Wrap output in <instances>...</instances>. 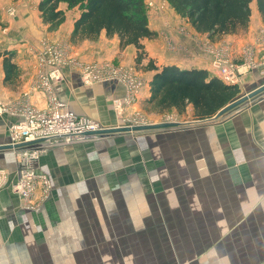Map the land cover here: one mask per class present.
<instances>
[{
  "label": "crops",
  "instance_id": "obj_1",
  "mask_svg": "<svg viewBox=\"0 0 264 264\" xmlns=\"http://www.w3.org/2000/svg\"><path fill=\"white\" fill-rule=\"evenodd\" d=\"M155 3V7L148 11V25L157 35L153 39L142 40L148 58L153 59L158 68L165 64H174L181 69H206L211 75L219 77L210 65L212 56L209 49L206 52V48L197 46L194 37L186 36L184 40L177 34L178 30L174 28L176 23L181 20L188 23L171 7L163 10L157 1ZM37 5L24 0H11L4 6L0 4V51L13 50V61L19 68L18 81L6 85L0 59V99L5 103L17 102L27 94L30 104L36 107L45 105L43 93L32 87L38 72L34 52L39 50L46 39V33L41 28L45 24H39L42 22ZM250 10L246 31L227 34L218 40V46L224 48L235 61L246 58L245 46L254 40L257 45L256 55L262 53V39H258L256 31L263 26V21L255 0L250 3ZM73 23L68 34L64 32L68 42ZM103 38L112 41L110 49L97 56L84 53L88 47L87 42L100 41ZM20 43L21 48L11 47ZM69 44L75 47L80 45L75 53L68 46L70 55L80 60H114L117 53H121L120 62H117L134 65L136 48L128 45L120 49L117 36L107 38L101 33L96 40ZM139 71L146 78V83L144 82L135 102L128 107L129 111L138 109L149 96V80L154 71ZM62 74L54 84V90L57 98L66 103L69 109L97 120L104 127L120 124L121 119L114 110L112 100L123 94L121 86L115 83L84 86L77 72L71 68H64ZM263 78V69L239 70V83L248 86V90L261 85ZM185 113L193 116L192 106H188ZM243 117L248 121L250 130H245L246 142L237 143L234 147V155L238 153L236 156L239 157L218 160L214 164L216 169L211 170L213 162H209L203 154V158H199L198 152L194 153V158L188 161L185 174L179 178H169L167 185L158 189V203L154 212L150 213L154 216L143 221L141 218L137 220V217H133L134 221H131L128 217L126 222L119 223L121 237L130 238L108 240L113 242V248L107 252L108 256L100 255L97 262L103 258L109 260L111 257L113 260L140 259L138 252L147 253V248L140 246L153 243L155 256L145 258V262L149 264H264V98L253 103ZM16 119L17 117L7 112L0 113V145L10 144L9 128ZM131 133L96 136L85 142L49 148L33 162V167L48 174L52 182L51 194L37 212L48 205L56 196L57 190L76 187L86 178H96L94 174L98 173L100 161L88 159L87 156L84 160L87 147L92 142ZM15 149L0 150V170L6 174L5 179L0 182V229L3 227L1 223H14L25 215L35 213L21 207L20 198L11 187L17 177L18 168ZM81 164L91 170L88 173L81 171ZM219 168L222 169L220 174ZM73 171L82 172V175L74 177ZM145 189L143 188V195L146 193ZM138 214L148 215V212ZM148 228L155 230V237L151 240L141 238V231ZM134 235L138 237L134 239ZM107 246L109 247L108 244ZM133 247L136 249L135 254L132 252Z\"/></svg>",
  "mask_w": 264,
  "mask_h": 264
},
{
  "label": "rangeland",
  "instance_id": "obj_2",
  "mask_svg": "<svg viewBox=\"0 0 264 264\" xmlns=\"http://www.w3.org/2000/svg\"><path fill=\"white\" fill-rule=\"evenodd\" d=\"M10 1L0 0V4L4 6ZM24 1L29 4H38L40 0ZM156 1L163 10L170 7L166 0H145L147 18L149 9L155 7L153 3ZM61 8L65 13V20L62 24L55 29L47 25L41 27L43 23H39V27L43 28L46 33V42L66 44L73 48L75 53L80 45L71 46L65 36L80 14L81 8L70 9L64 4ZM262 23L263 26L256 31L258 39L264 37V21ZM174 28L180 32L177 31V34L184 40L186 36L194 37L195 44L200 48H206V52L209 49L211 56L223 57L235 66L245 61L243 58L239 61L232 60L228 52L218 46L219 39L211 40L208 35L197 34L183 20L176 23ZM254 41L245 46V51L252 52L253 61H260L264 56V48L260 55H256L257 45ZM87 44L88 47L84 53L97 56L110 49L113 43L103 38L100 41L87 42ZM11 47L21 48L22 44H15ZM120 54L117 53L114 60L96 58L86 61L78 59L75 55L74 58L78 64L97 62L129 68L146 83L142 72H138L133 64L119 63ZM237 84L240 85L241 93L235 100L246 96L251 91L242 82H237ZM263 98L264 93L244 102L232 112L217 119L213 117L205 120H195L188 113L179 116L173 110L160 114L147 113L142 104L138 109L130 111L128 110L130 105L125 106L123 117L138 118L136 120H139L142 125L162 127L92 142L87 147L84 160L87 156L88 159L100 161L98 173L94 174L96 178L94 180L86 178L76 187L57 190L56 196L39 212L37 211L47 199L38 208L25 209L35 212L34 214L25 215L24 218L14 223H1L3 227L0 229V264H149L145 262V258L155 256L153 243L140 246L147 248L146 254L142 251L138 252L141 255L140 259L113 260L111 257L109 260L103 258L99 262L97 259L100 255L108 256L107 252L112 250L113 242L110 243L108 240L130 238V236L121 237L122 229L119 223L126 222L128 217L131 221H134L133 217H137V220L141 218L143 221L154 216L150 213H153L157 206L158 189L166 186L169 178L183 176L188 161L194 158V153L198 152L199 158H203V154L204 158L213 162L210 166L211 170L216 169L214 164L218 160L239 157L236 156L238 153L234 155V147L237 143L246 142L245 130H250L248 121H245L243 116L253 103ZM118 126H122V123L120 122ZM90 170L88 166L81 164V171L88 173ZM214 172L217 173V171ZM219 172L222 173V169L219 168ZM81 175L82 172L73 171L74 177ZM143 188H146L145 195H143ZM37 197L33 198L30 204L36 203ZM143 211L148 212V215L138 214ZM151 229L141 231V238L153 239L155 230ZM137 237L133 236L134 239ZM132 250L135 254L136 249L133 247Z\"/></svg>",
  "mask_w": 264,
  "mask_h": 264
},
{
  "label": "trees",
  "instance_id": "obj_3",
  "mask_svg": "<svg viewBox=\"0 0 264 264\" xmlns=\"http://www.w3.org/2000/svg\"><path fill=\"white\" fill-rule=\"evenodd\" d=\"M174 12L199 34L211 40L247 30L254 0H166ZM264 21V0H255ZM81 8L69 36L71 44L96 40L104 33L117 36L119 48H136L134 66L141 71H154L149 80V96L142 101L147 113L169 110L185 114L193 108L195 120L212 118L241 93L237 83H225L206 69H181L174 64L157 67L148 58L142 40L153 39L157 33L149 28L145 0H40L37 10L43 24L57 28L65 20L61 5ZM13 50L0 51L4 84L18 81L19 68L13 61ZM144 60H147L144 63Z\"/></svg>",
  "mask_w": 264,
  "mask_h": 264
},
{
  "label": "built area",
  "instance_id": "obj_4",
  "mask_svg": "<svg viewBox=\"0 0 264 264\" xmlns=\"http://www.w3.org/2000/svg\"><path fill=\"white\" fill-rule=\"evenodd\" d=\"M262 46L264 48V37ZM249 52L246 51L245 61L239 66L232 65L227 59L216 55H212L210 65L223 82L237 83L239 70L242 68L264 70L262 66L264 56L260 61H253L252 52L250 54ZM34 55L38 72L32 87L43 93L45 105L36 107L30 104L27 94L13 103H5L0 99V113L7 112L17 117L16 122L9 128L10 144L26 143L15 149L18 168L17 177L11 187L18 194L22 207L28 210L43 204L42 202L49 198L52 190L50 177L33 167V162L51 147L85 142L101 136L96 132L105 128L97 120L75 113L66 103L57 98L54 84L62 77L63 69L71 68L77 72L84 86L98 83H115L121 86L123 94L114 98L112 105L121 117L122 126L142 125L139 120H136L138 118L123 117V108L135 102L144 85L143 80L129 68L108 63H76L66 44L44 41ZM5 177V172L0 170V182ZM36 197V203L30 204Z\"/></svg>",
  "mask_w": 264,
  "mask_h": 264
},
{
  "label": "water",
  "instance_id": "obj_5",
  "mask_svg": "<svg viewBox=\"0 0 264 264\" xmlns=\"http://www.w3.org/2000/svg\"><path fill=\"white\" fill-rule=\"evenodd\" d=\"M264 93V78L262 79L261 85L254 87L246 96H243L241 98H238L231 103H229L227 106L222 108L216 115L214 116L216 119L221 117L222 115L232 112L234 109L238 108L241 104L244 102L254 99L257 96L261 95ZM213 118V117H212ZM211 119V118H209ZM162 126H151V125H135V126H115V127H105L98 132L97 134L103 136V135H111V134H118V133H131V132H139V131H145V130H150V129H157ZM24 144H16V145H0V150H5V149H11V148H17L20 146L25 145Z\"/></svg>",
  "mask_w": 264,
  "mask_h": 264
}]
</instances>
